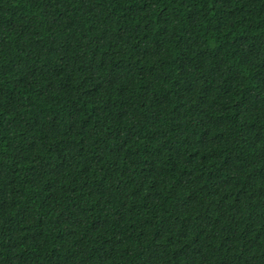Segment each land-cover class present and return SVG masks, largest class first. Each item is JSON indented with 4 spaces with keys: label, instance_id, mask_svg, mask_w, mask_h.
<instances>
[{
    "label": "trees",
    "instance_id": "1",
    "mask_svg": "<svg viewBox=\"0 0 264 264\" xmlns=\"http://www.w3.org/2000/svg\"><path fill=\"white\" fill-rule=\"evenodd\" d=\"M0 264H264V0H0Z\"/></svg>",
    "mask_w": 264,
    "mask_h": 264
}]
</instances>
